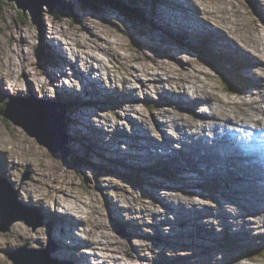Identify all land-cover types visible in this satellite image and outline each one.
Returning a JSON list of instances; mask_svg holds the SVG:
<instances>
[{
  "label": "rangeland",
  "instance_id": "374dc122",
  "mask_svg": "<svg viewBox=\"0 0 264 264\" xmlns=\"http://www.w3.org/2000/svg\"><path fill=\"white\" fill-rule=\"evenodd\" d=\"M69 1L79 11L81 16L79 18L75 16H71V17L61 16L60 18H58V15L54 13L56 12L55 9L57 7L53 9V14H48L47 12L43 11L41 15L43 23H41L42 27L40 28V34L38 28L31 22L30 18L27 17L25 14H23L22 11L19 10V8H17L14 2L4 0L5 3L0 4V79L1 78L4 79L3 93L27 100L24 101V104L26 106L32 105V103L29 102L28 99H36L38 100L39 104H46V103L52 104L58 98L60 99V96L65 99L71 98L73 100L74 97L71 94V92L68 91V89L71 88L75 92V94L78 95V91H76L78 87L74 85L75 77L73 76V74L75 73H72L70 67L66 66V73L62 74L61 76L62 79L61 80L58 79L56 73V78L58 81L53 80V82L50 84V81L53 79V75L49 67L46 68L43 66V60L38 56V45L42 42H45L46 48H47V44L50 43V45H48L51 47L49 49L51 50L49 51V53H58L57 51L54 52V49L52 48L54 46L58 48V45L55 44L58 42V40L59 41L61 40L63 42L71 41L73 43L70 44V46L68 47L63 46L64 47L63 53L66 54L68 60H73L72 58L73 55L72 53L69 52V50H73V51L82 50L86 52L88 50L89 54L95 56V58H97L95 54H97L99 58L105 56V59H109V60L111 59L114 60L116 57L117 61L119 62L118 69L120 71H125L127 65L129 67L136 68L137 70V72L135 73L136 76L134 74L131 73L130 74L134 79V78H139L138 74L141 73L139 79L149 84V90H151L149 91V97L145 99L141 95V92L137 90L136 91L137 98L134 102H125L119 106L116 104L118 98L114 97L111 98L109 102H111V100L112 101L114 100L115 104L98 100L99 102L97 103L98 104L97 106L99 108L96 107L95 109L92 108L91 102L96 100H91L88 102L89 107L92 111H95V115L99 116V118L91 116L93 123L98 126L103 124L102 126L105 130L102 129L99 130L100 131L99 132L94 128H91L92 124L91 125L88 124L86 125V127L84 126L82 130H80L83 131L82 133L71 134V138L73 139V142H71V149H73L74 151L77 152V154L82 156L85 155V150L82 148V143L80 142V140H82L85 145H92V147H94V145L88 139L86 138L81 139V138L84 135H90L92 137H94L95 135V137H97L98 132L102 135V137L99 138V140H96L97 145L94 153L89 154L87 156L89 162L95 167H102L104 165L112 167V163H109L107 157L104 154L101 157L100 151L102 149V146H106L103 141L104 140L103 134L106 135L105 133H108L109 138L107 137L105 140L107 141L113 140L114 143H116L121 139L126 140V138H128V140L130 141L134 140V137H130L129 135H126V131H128L131 124L128 119L122 118V116H124L125 113L124 110L125 108L132 107V105L143 107L145 110L144 114L152 117L153 120L157 123V126L160 127V121H162V118L156 113L155 109L153 110L147 109L144 105V101L157 100L158 93H167V94L174 93L179 97L178 92L174 91L171 88V86H174L176 84L175 78H178L179 77L178 75L181 73L182 75H180V77H186L188 75L193 74L194 77L197 78V76L195 75L196 74L199 75L201 81L209 84L208 88L210 90L213 89L214 92L221 94L220 96L224 98H233L235 96L249 97L250 95L249 92L235 94L234 96L229 95L228 91H226L225 88L221 86L220 80L213 72V70L209 69L206 66L205 62L200 60L198 56L196 57V55L189 54L186 51L175 50L171 45H169V43H165L164 41H158L157 39L155 40L154 37H148L146 31L144 30L143 24L137 23L135 21L129 22L127 20H124L117 15V12L115 10L111 8H104L100 13H94L91 10L83 8L79 0H69ZM124 1L127 2V0ZM197 1H200L201 3L203 2L200 6L204 12L201 11L199 15L201 20L204 21L207 25L215 28L217 26H221L222 23L223 27L225 29L226 28L231 29L234 32V35L239 40L242 41L245 40L251 43L253 40L254 42L257 43L259 42V44H257L258 46L264 44V24H258V18L256 14L253 12V9L251 7L252 5L249 3L248 0H243L244 7L240 3V0H197ZM138 2L140 1L138 0ZM153 3L154 5H152ZM253 3L256 9H258L260 13V17L264 18V12H262L264 11V0H253ZM156 4L158 3L154 2L153 0H146V1L144 0L143 3H140L142 7L145 6L146 8L147 6H151V7L153 6L152 8L155 7L154 8L155 11L165 12L166 9L164 10V7L155 6ZM147 9L149 10L150 7H147ZM147 9H145V11H147ZM261 12L263 13V16ZM203 14H205L208 18L210 17L213 21H216V23H213V21L212 22L206 21L207 19L203 17ZM167 15L170 16L169 13H167ZM152 17H156V15L154 16L151 15L148 18H152ZM156 18L160 19L159 15ZM157 22L159 23V21ZM150 32L153 35H156L154 34L153 31ZM156 32L158 33V35L166 36L164 34H161L159 31ZM205 35H207L211 39L209 34H205ZM223 36L227 38L226 37L227 35L223 34ZM230 37L231 35L229 34V38ZM148 38L154 39V41L149 40ZM189 38L191 39V35L189 36ZM224 46H228V45H224ZM229 46L233 48L236 45L229 44ZM166 49L169 50L167 51ZM252 49L254 53L252 52L251 54L256 55L255 49L254 48ZM114 52L116 53L115 54L116 56L113 55L112 57L111 53ZM216 58L218 57L216 56ZM81 63L82 62L80 60L76 61V65L79 64L82 70L88 68L87 66H84ZM86 63L87 64L91 63L95 66L100 64L97 63L96 60L93 62H89V63L86 62ZM162 63H164L163 67L170 68L171 71L170 72L160 71L159 74L161 75L163 79L162 81L164 82H167L166 79L168 77L171 78L170 80L171 85L169 87L168 83L165 84L162 83L163 88L159 90H155L156 88H158V85H156L157 83H155L154 81H158V80L157 77H150V75H152V73L153 74L156 73L154 70L149 68L150 71H148V75H147L146 67L147 66L158 67L157 64L161 65ZM139 65L142 66L138 68ZM55 68L56 66L54 67V69ZM251 68L253 69V73L255 72L256 75L259 74L260 71L259 64H254L251 66ZM142 69H144V71L140 72V70ZM44 72H48V79H47L48 83L44 87L45 89L43 88L44 90L40 93L41 80L42 78L45 79ZM55 72H57V69H55ZM74 72H77L76 68ZM98 73H99L98 71L94 72L93 76L95 75L98 76ZM93 78L95 77L91 76L90 79L89 78L87 79L90 82V80H92ZM110 79H112V75H110V78L103 80V84L105 85V87H107L106 91H108V94H110L112 89L120 90L119 87L120 82L114 83L111 80V84H115V86H110L108 84V80ZM123 79L128 80L129 78H123ZM61 87H64L65 90H61ZM55 93H57L58 97L57 95H55ZM81 94L90 96L89 92H86L84 89L82 90ZM228 104H231L236 107L243 106L242 103L234 104L232 103V101L231 103L229 102ZM166 107L171 108V106L168 104H166ZM174 107H176L177 110L181 111V113L185 116L186 113H188V112H184L179 105H175ZM78 110H76L75 112H77ZM82 110H86V108L82 107L81 111H78L76 115L77 117H80L81 119L84 120V122L87 123L88 120L85 117L83 118L81 116ZM129 111H130V115L133 118H139L140 116H142L141 113H136L132 110ZM194 112H196V110ZM190 114L192 115V112H190ZM194 115L196 119H199L200 115L198 116V118L196 114ZM71 117H72V112H71ZM259 117H262V114H259ZM168 122L169 119H167V123ZM75 123L77 124V121L74 120V122L70 125L71 127L70 132L73 129H75L74 126ZM117 124L124 131L123 132L120 131L119 133L115 132L111 135L110 132L111 126H117ZM137 127L135 130L139 128ZM87 129H90V131L92 132H88ZM140 131L141 130H139V132L137 131L138 134L142 133ZM129 132L132 133L131 131ZM92 133L94 134L92 135ZM151 133L153 135H157L158 137H160V135H162L163 133L165 134L167 133V136L169 137L172 134L174 135V131L169 127L165 129V132L160 129L151 128ZM175 143H177V141H174V144ZM124 147H126V145H124ZM0 149H1L0 151L1 163L3 162V154L6 151H9L10 157H12L10 159V163L12 165H18V169H19L18 177L20 181L18 182V179H14V183L16 184L15 187L18 188L17 197L15 196V194L9 193L10 198L13 201L15 200L16 205L18 206L17 198L20 199L21 196L22 199L24 198V201L34 202L32 204L40 205L42 206L43 209L47 208V211L49 210L52 211V206L48 204L46 201H44V198H40V197L44 196L43 194L47 193V191H49L50 187L53 185L60 187L65 186L64 191H62L60 195L58 194L57 196H55V198L57 197L59 199L60 198L72 199L74 200L73 203L81 207L82 211H85L89 215L94 216L92 220L88 223L85 231L83 230V226L80 223L73 227V233L77 237L82 239H86V235H88L90 238L98 242L100 246L105 245L108 249L113 247L111 243H114L116 246L121 247V249L116 251L113 248V251L110 254L119 257V260L116 263H114L111 260V262L108 264L137 263L136 257L135 256L130 257L129 254L141 249L145 241L148 243V247L152 251H155V252L148 251L149 258H152L153 256L159 262L163 260L165 253L173 257H176L178 255V258H183L189 255V253L194 252L193 254L198 255L199 257H204L207 254L208 255L218 254L219 256H223L224 259L220 264H234V262L251 264L250 259H248L251 256H257L262 260L260 263L264 264L263 262L264 256L258 255V253L252 249H250L248 255H244L243 257V256H235L234 255L235 251L233 247H229V245L228 247H225L224 245L210 247V248L203 247L214 243L216 237H219L220 239L223 240L224 232L221 230L223 226H225V228L229 233L231 232L235 233V232L229 229L227 226L228 222H226L224 219L220 217L206 216L204 218H208V219H205V221L203 222L198 221L201 215L203 214V212L200 211L203 209L202 205L205 202V200L203 201L202 199V197L204 196H202V194L199 191H201L204 194L207 193L208 191L203 189L201 186L199 190L198 188H196L197 185L192 184V180H189L187 177L185 178V184L181 180L178 181V183L167 182L165 181V178L161 177L162 181L164 182H162L163 184H160L161 186H158L154 183L155 178L151 175V173H144L142 174L143 180L149 181L150 184L148 186L147 183L145 182L144 188H138L136 186L131 185L124 178H122L120 175L115 173H111V172L96 173L90 167L75 168L69 163H67L66 166L63 164L64 160L61 157L60 151H58L57 153L54 152L52 153L53 154L52 155L51 152L48 151L45 147L39 145L34 138L28 136L27 133H25L21 127L13 125L9 120L5 119L1 113H0ZM106 150L108 152L107 154L108 157L114 159L116 158L114 154L109 153L108 149ZM129 150L133 154L144 152V150L137 148L135 142H129ZM221 150L226 151L228 153L231 149L230 146H227L226 148ZM137 160H138L137 162L138 164L140 159ZM141 164H143L142 161H140L139 165ZM191 165H192L191 163L189 164L182 163L181 168L186 169V171L183 172L182 169H175V170H179L178 171L179 173L184 174L185 172L188 171ZM126 166L127 167L125 169L130 170L132 165L126 164ZM164 166H168V165H164ZM149 167H153V165H150ZM49 171L51 172L49 175H47ZM206 171L209 174L207 175V177L211 182H206L205 184H216L219 187H222L217 183V181L220 180L213 178L210 173L214 175L217 174V176L224 175L223 178H225V174L227 173L226 166H223V168L220 170L212 168V169H206ZM221 171H223V173ZM155 173H157L156 170ZM22 174H24L25 176L23 177ZM46 175L49 181L45 179ZM157 177L159 176H156V178ZM53 180L54 182H51ZM21 184H25V185L19 187ZM234 184L238 185L237 182H234ZM162 186L165 188H163ZM25 187L29 189L28 192L24 191L23 188ZM34 190L39 191L38 192L39 194L36 193ZM226 191H228V189L224 188L225 195H226ZM186 194L194 195L196 202L197 203L200 202L202 203V205L195 204V207L197 209L191 215L193 219L187 218V222L179 225V233L181 234L178 238L180 240H174L176 239V236L174 235L175 231L170 230L168 227H166L167 224H164L162 226V223H160V219L166 217L167 215H171L172 220L176 221V223H174V226H176L179 220L176 219V217L178 218L181 216L182 218H184L188 216H183L181 213H179L181 212V210L175 212L176 214L172 213L171 210H169L170 212L166 213V211L163 209L162 204H160L157 201V198L155 196H158L162 200V202L167 201L170 204L178 206V200L180 198H182L185 201L187 198H190ZM226 197L228 198V196ZM1 202L3 201L1 200ZM110 202H114L118 206L111 207ZM233 203L234 202L231 199L227 205H233ZM43 204H45L46 206L44 207ZM123 204H125L126 213L125 212L122 213L123 211L119 210L121 209L120 207H122ZM234 205L237 206V204ZM37 209L39 210V208ZM56 212L60 213L63 211H61V207H57ZM254 215L258 216L257 214H247V216L249 217H254ZM125 219L127 223H130L129 228H128V224L123 222ZM249 221L254 226L252 230L254 231L256 237L258 236V234H260V232L264 231V224L259 225L253 220H249ZM209 222L213 223L215 227L209 226L208 225ZM17 223L29 229L30 232L28 234H32L34 235V237H39V235L42 234V230L38 229L37 226L35 227V226L27 225L25 222H23V220H18V219L10 220V218H8V221H4L3 227L0 225L1 229L4 230L3 232L0 231L1 246L5 247L8 244L14 243V237L11 236L10 234L15 233L14 229L17 230L21 229L16 226ZM34 223L38 225L37 221H34ZM40 227L43 228L47 236L46 239L42 241V247H44L48 239L47 227L44 225V223H42V226ZM37 229L39 231L38 234L36 233ZM27 232L28 231H26V233ZM241 232L243 233L244 239L246 240L251 239L247 231H241ZM19 234L23 235V232H19ZM214 236H216L215 239L209 242ZM163 237H167V239ZM51 239L53 240V243H55L52 237ZM24 240H26V238L22 237L18 242L15 243L20 244ZM257 240L258 238H256V240L248 247L257 244L256 242ZM38 241L40 242V247H41V241L39 238ZM191 242L201 244L202 246H194L193 249H191L188 247L192 244ZM33 244L39 245L38 243H33L29 239V247H32ZM168 244L170 245L168 246ZM8 248H3V250H0L1 264H15L10 260V258H7L6 255L4 254V250ZM57 249L58 246L56 247V250L54 252V257L60 261H64L71 264L69 261L58 258L56 256ZM76 253L83 255L82 252L79 251V249L73 251V255H76ZM83 253L89 256L91 261L97 260L95 262L97 263L102 261L103 257L105 255H108L107 253L110 252L108 250H103L101 252L95 249H90L89 251L88 249H84ZM101 254L103 255L101 256ZM141 255H144V253H141ZM233 256L236 257V259H234ZM130 259L132 260L130 261ZM32 261L33 260H31L30 258L26 259L27 263ZM80 262L86 263L84 261H80ZM142 263H145V261L144 260L141 261V264ZM28 264H32V263H28ZM182 264H187V263H182Z\"/></svg>",
  "mask_w": 264,
  "mask_h": 264
},
{
  "label": "bare ground",
  "instance_id": "6f19581e",
  "mask_svg": "<svg viewBox=\"0 0 264 264\" xmlns=\"http://www.w3.org/2000/svg\"><path fill=\"white\" fill-rule=\"evenodd\" d=\"M120 3H123V0H118ZM133 1H138V0H133ZM140 2L138 3H134V2H130L131 5H138L140 4L143 0H139ZM182 3H179L176 1V3H174L175 6L172 7L173 12L172 14H169L170 17L167 15V9L165 10V5H163L165 12H160V11H156V13L159 16L160 19L152 17L150 18V20H152L154 23H156L157 21H159V23H156V26L162 29L163 32H166L167 29L166 27H170L171 25H174V29L176 32H182V34L187 37L189 40L194 41L197 38V35L199 33L202 32H207L211 35V42H210V47L213 49H217V50H222L224 45H229V44H235V35L234 32L232 31V36L230 38H225L222 34V28L223 24L221 23V26H217L215 28L208 26L206 23H204L198 15L195 14V9L197 8V5L194 3V1H189V0H181ZM125 2V1H124ZM142 6V5H141ZM156 6H159V4H157ZM145 7V6H144ZM150 7V9L152 8L151 6H147ZM146 7V8H147ZM264 12V11H262ZM261 12L262 16L263 13ZM52 14H53V9H52ZM260 14V13H259ZM154 16V15H153ZM263 18V17H262ZM191 35V39L189 38V36ZM251 36V35H250ZM55 38V37H53ZM165 40L167 41L168 39L166 37H164ZM202 38V37H200ZM252 40V39H251ZM54 42V41H53ZM241 42L243 43V45L245 47H252L255 49V52L258 51V54L261 56V59L264 60V55H263V50H264V44L261 46H258L257 44H259V42H254L252 40L251 42L245 41V40H241ZM55 43V42H54ZM56 45H58L57 47H52L54 49V52L57 50L59 53V56H61V50H63V47H59V44H61L62 46H70V44H73L71 41H59L57 43H55ZM75 45V44H74ZM236 45V44H235ZM76 47V46H75ZM211 48H209V52L213 54V56L216 58V54L214 51L211 50ZM87 49V47H86ZM70 53H72L73 58L76 56V50H69ZM86 52V51H85ZM84 52V58L83 60L85 62H93V61H98V57L97 54H95L97 58H95V56H92L89 54L88 50L85 54ZM205 52L207 54L208 51L205 50ZM56 53V54H58ZM53 54V55H52ZM50 55H52L53 57L56 56L55 53H52ZM112 55H115L116 53H111ZM210 55V54H209ZM216 55V56H215ZM232 55L240 61H245L248 60L249 57L246 54V51L243 48H238V47H233L232 48ZM116 56V55H115ZM62 57V56H61ZM61 57H56V59H60ZM212 57V59L216 62H218L219 64H221L219 62L218 58H214ZM54 60V67L57 65V60ZM117 59V58H116ZM128 63V62H127ZM186 63V62H185ZM189 64V63H188ZM164 63H162L161 65L157 64L158 67H149L147 66V75H148V71L149 68L154 70L156 74L150 75V77H157V80L162 83V77L159 74L160 71L163 72H170V68L167 67H163ZM142 65H139V67H141ZM191 67V66H190ZM238 67V74H241L242 76L244 75V77L242 78V80L244 81L245 85L247 87H249V74L245 71V69H241V66H237ZM264 67V65H260V68ZM98 70L100 72V75L97 76L95 75V78H93L92 80H90V82L88 81L87 78L90 79V77L92 75H88L89 77H86L87 75H83L86 79L85 82L82 83L81 85L84 86V89L86 92L98 95L99 97L97 98V96H88V95H82L80 93H78V95L75 94V92L70 88L68 90H70L71 92H73V94L76 96V98H74L66 107V111L65 109H63V105H61V108L68 114L69 116V130L68 132L70 134H79L82 133L83 131H80L83 129V127L86 125H91L92 127L99 131L101 129H103V126L100 125H96L93 123V120L91 118V114H88L87 109L86 110H82V117L86 118L88 120V122H84L83 119H81L80 117H77L76 113L78 111H81V108L84 107L82 105L84 100H93V98H96V100H104V101H110L111 98L117 97V105H122L125 102H134L137 98L136 95V91L139 90L141 92V95L146 99L149 97V90H148V86L147 83L145 81H141L139 78L141 76V73H139V78H132L131 74H134L136 76V68L133 67H129L128 65L125 68V71H123V77L120 80H116L115 83L120 82V90H116L114 89L113 92L109 95H107L106 97H101L105 94L107 88L105 86H103V77L107 75H109L110 71L106 68L103 69H97V67H92V69H88V71H96ZM244 70V71H243ZM144 69L140 70V72H143ZM131 73V74H130ZM48 74V72H44V75ZM59 73H57V77L58 79H62V75H58ZM181 74H179L178 78H175L176 80V84L174 86H171V88L178 92L179 97L177 102L181 105L182 110L184 112H188L187 108L185 107L186 105H190L193 108H195L196 105L194 104H190L191 102L196 101L197 104L199 103H203L205 105H207L210 108V112H209V116L205 115L202 119H196L194 113L188 114L186 113V116L183 115L181 113V111L177 110L176 108H172V105L177 104L176 99H175V94H171V100H165L164 104H168L171 106V108H168L166 106L159 108L156 107L155 111L156 113L162 118V123L160 122V127L157 126V123L153 120L152 117L145 115L144 112V108L141 106H135L132 105V107H128L125 108V113L124 116H122V118L124 119H128L130 121L131 126L129 127L128 131H131L133 133V135H131L130 137H134L137 133V138L135 139L134 137V142H136V144L140 147L146 148L148 152H143L140 154V160L142 161L143 164L145 163V159L149 158V157H154L155 159H166V160H171L173 163H175L176 166L181 167L182 163L184 160H187L188 162L191 160H194L199 154V149H204L205 151H207L208 153H210L209 155H207L206 157H200L202 158L201 160L203 162H205L209 167H214L217 170H220L223 168V166H227L228 168H230V175H228V177L226 178L227 180H232V179H236L241 181L244 178L245 174H249L251 175V177L255 180L258 177H261L264 180V158H261L260 160L254 159L251 160V155L248 156V159H242L239 157V153H238V157H233L232 156V150L229 151L226 155V157L224 156H220V154L218 153V151H214L213 147H216V144H224L227 142L224 134L219 131V128H221L224 123H222L225 120H229L232 119L234 117L247 121L249 119V117L256 115L258 116L264 109V83H258V90L256 92V95L254 97H252L250 100L245 101V96H240V97H233V98H224L222 96H220L221 94L214 92V90H210L208 88L209 84L204 83L203 81L200 80V76L199 75H195L197 76L194 77V75H188L186 77H180ZM36 76V75H35ZM113 76V75H112ZM123 78H129L128 80H125ZM98 80L95 83V80ZM171 80V78H167L166 81L167 83H169ZM253 82V81H252ZM48 81L47 79H43L41 80V86L40 88L43 89L46 85H47ZM145 84V86H144ZM256 84V79L254 80V85ZM40 85V84H39ZM253 85V86H254ZM260 85V86H259ZM262 85V86H261ZM61 90H64V87H61ZM183 91H189V93H182ZM181 94V95H180ZM229 95H231L228 92ZM168 98H170V96L167 94L166 95ZM232 96V95H231ZM58 97V96H57ZM100 98V99H99ZM234 104H241L243 106L241 107H236L233 106L231 104H228L229 102ZM255 104V105H253ZM130 108V109H129ZM200 108V106H199ZM79 109V110H78ZM76 110H78L77 112H75ZM132 110L136 113H141L142 116H140L139 118H133L130 115V111ZM71 112H72V117H71ZM18 115V114H16ZM167 119H169V122L167 123ZM75 121H77V124L75 123V129H73L71 132V127L70 125ZM234 122H237L238 124L240 122H238L237 120L233 119ZM258 122H241L240 124L246 127L249 126H254L255 129H258L261 125L262 122H259L260 120H262V118L257 117ZM108 121V119H107ZM142 121V122H141ZM264 125V124H263ZM142 128L143 130H141L140 132H142L141 134H138V127ZM136 127L138 128L137 130ZM168 127H170L173 131H174V135L176 138V141L178 142V144H174L173 140L170 141L168 140V138L166 137V134L163 133L162 135H160L159 138L162 137V139H158L157 135H153L151 133V128L154 129H160L162 131L165 132V129H167ZM101 128V129H99ZM233 131H236L238 133H240V130H236L234 128H230ZM88 132H92L90 131V129H87ZM123 132L124 130L117 124L116 128H112L111 129V133L112 132ZM134 131V132H133ZM94 133H92L93 135ZM103 134V133H102ZM106 135L103 134L104 136V140L108 137L109 138V134L105 133ZM214 135V136H213ZM259 135V134H257ZM95 137V135H94ZM102 135L98 132V136L95 137V141L99 140V138H101ZM221 137V138H220ZM257 140H264L263 137L261 136H256L255 137ZM203 139H206L205 141V145H209L208 147L205 146L203 144ZM242 139H246L245 137H242ZM136 140V141H135ZM253 140V139H252ZM110 141V140H109ZM126 141H130L128 140V138H126ZM190 143H189V142ZM108 142V141H106ZM123 144H126V142L122 141ZM160 143L163 144L165 147L163 149L160 148ZM193 146V147H192ZM149 147H152V149L149 150ZM153 147H158L155 148ZM60 150V149H59ZM187 151L192 152V153H196L193 156H191L190 154H188ZM247 150V149H246ZM63 149L60 150V152H62ZM109 153H112L116 156V158H110L108 157V152L105 151L103 154L107 157L109 163H112V165H115L116 162H128L130 164H132L131 166V170L133 171V168H136L135 165H138L137 162L133 161L132 159L134 157H132V154L130 153L128 147H124V146H119V147H114L112 149H108ZM126 151V152H124ZM58 152V151H57ZM140 163V162H139ZM43 164V163H42ZM5 162L2 163L1 167L2 170L5 167ZM43 166V165H42ZM47 166V165H46ZM147 168H151L149 167L150 165L146 164ZM47 168V167H46ZM47 171V170H46ZM10 175H12V171H8ZM45 172V171H44ZM223 173V171H221ZM204 174L209 175L208 173L205 172V169H199V175L202 176ZM186 176L188 177V179L190 180V176L187 173ZM217 176V174H216ZM203 178H206V176H203ZM223 177H216L217 180H221ZM264 182V181H263ZM154 183L158 186H161L158 181H154ZM245 181L241 182V191H254V192H260L263 189V185H252V186H247L244 185ZM25 184H21L19 187H22ZM65 187V186H64ZM64 187H60V186H51L50 190L47 191V193H44L42 197L40 198H44V201H46L48 204H50L52 206V211L49 210L47 211L46 209H43L44 213L50 217V220L53 221V218H56L58 220L61 221H69L73 224H77L81 221V219H83V213L84 211L81 210V207L77 206L76 204L73 203L74 200L72 199H67V198H55V196H57L58 194L60 195V193L62 191H64ZM68 187V186H67ZM163 187V186H162ZM37 188V187H36ZM69 188V187H68ZM165 188V187H163ZM25 192H28L29 189L27 187L23 188ZM72 190V188H71ZM36 193H38L39 191L34 190ZM76 192V191H75ZM74 193V192H73ZM39 194V193H38ZM55 194V195H54ZM75 194V193H74ZM76 195V194H75ZM187 196H189L190 198H187L186 201L183 200L182 198H180L178 200V206L177 205H173L170 204L167 201H163L164 204V210L166 211L167 209H170L172 211V213L178 212L179 210H181V213L183 216H188V217H184L182 218L180 215V217H176V219H179L177 222V225L174 226V223H176L175 220H172V216L171 215H167L164 218L160 219V223H162V226L164 224H167L166 227H168L170 230L175 231L174 235L176 236V240H180L178 237L180 236L181 233H179V225L180 224H184L185 222H187V218L191 219L193 218L191 215L193 212L196 211V207L195 204L199 205L200 202H196V199L194 198V195H189L186 194ZM78 196V195H77ZM182 196V194H181ZM5 197V196H2ZM1 197V198H2ZM79 197V196H78ZM157 198V201L160 203H163L162 200L158 197L155 196ZM10 198V196H9ZM183 201V202H181ZM262 202L263 204L258 205V204H253L250 200V198L248 200H246L244 202V211L246 212H255L258 213V223L260 222H264V219L261 217L264 215V197H262ZM12 203H14V205H16L15 200H12ZM30 204L34 203V202H28ZM61 205L63 208H65L66 210L64 211H68L70 212L73 216H64L61 214H57L55 212L56 206L57 205ZM44 207L46 206L45 204H43ZM111 206H118L116 203L114 202H110ZM17 206V205H16ZM16 206H13L14 208ZM50 206V207H51ZM5 208L9 209V205L5 204L4 205ZM123 207H125V204H123ZM121 208V207H120ZM213 208H209L208 207V211H205V214L207 213H213L212 212ZM231 211H233V214H237V215H241L240 211L236 208H232V210H222V213L228 217V218H233L234 222L233 224L239 225L240 227H238L241 231H247L250 235V240H246L244 239V236L242 235L243 233H240L241 231L239 229H237V231H234L235 233H229L227 231V229L225 228V226H223V228L221 229L224 233H223V239L224 241H229L233 244H236L237 246H240L241 250H244V245H247L250 243L251 240L254 239V235L253 232L251 231L252 225L250 224L249 218H246L244 216H242L240 219H236L233 215H230L229 213H231ZM53 213H54V217H53ZM242 213V212H241ZM163 214V213H162ZM176 214V213H175ZM178 216V215H177ZM125 223L126 219L123 221ZM53 224H56L54 226H57L58 222H54ZM128 224V228L130 223ZM63 225H68L67 222L63 223ZM213 226H215L214 224H212ZM17 227L21 228L20 230L14 229V232L17 234V236L20 237H25L26 238V245L29 246V239L33 242V243H38L40 244V242L38 241L39 237H34V235L32 234H28L30 232L29 229L25 228L24 226L20 225L19 223L16 224ZM250 229V230H248ZM26 231H28L26 233ZM131 231V230H130ZM19 232H23L22 234H19ZM34 233V232H33ZM36 233L38 234L39 231L37 229ZM227 233V234H225ZM32 237V238H31ZM58 240L60 241L64 252L69 255L72 259V261L76 264H83L80 261H84L86 263H90V257L85 255L83 252L82 254L84 256H80L79 254H77V256L74 257V255H71V253H69L65 247L63 242L60 240L59 237H57ZM167 239V237H165ZM186 239V238H184ZM169 240V238H168ZM75 242L78 243L76 245H80V243H83L84 241L79 239V238H75ZM112 244V248L108 249L105 245L104 246H100V244L98 242L93 243V248L95 250H99V251H103V250H108L110 253H107L108 255H105L103 257V260L100 262L95 263L97 260L94 261V264H108L111 262V260L116 263L119 260V257H116L114 255H110L111 252L113 251V248L116 250L121 249L120 246H116L114 243ZM187 244V243H185ZM81 251V249H79ZM149 251V252H155L152 251L149 247H148V243L145 241L143 244V250L141 251V253H144V251ZM120 253V252H119ZM140 253V254H141ZM103 254H101L102 256ZM165 258L172 260L173 256H169L167 255V253H165ZM18 261H15V264H22L23 262V255H20ZM250 261L251 264H261L260 262L262 261L260 258L258 257H250ZM264 262V261H263ZM145 264V263H142Z\"/></svg>",
  "mask_w": 264,
  "mask_h": 264
},
{
  "label": "water",
  "instance_id": "95a60500",
  "mask_svg": "<svg viewBox=\"0 0 264 264\" xmlns=\"http://www.w3.org/2000/svg\"><path fill=\"white\" fill-rule=\"evenodd\" d=\"M15 1L16 6L30 18L31 22L38 27L43 22L42 12L52 13L55 7L64 9V3L67 0H7ZM69 1V0H68ZM84 6H88L89 0H81ZM4 4L5 2L1 0ZM71 3V2H70ZM74 7V6H73ZM47 10V11H46ZM77 18L81 15L74 7ZM18 114V115H16ZM3 115L8 118L12 124L21 127L28 136L34 138L39 145L45 147L48 151L54 153L60 151L63 159L67 156V135L65 128L64 117L56 110L55 107L46 105L32 106L16 105L15 103H8ZM60 149V150H59ZM3 205L5 203L3 202ZM5 212L2 205H0V219H4ZM14 219H22L21 217H14ZM23 264V263H22Z\"/></svg>",
  "mask_w": 264,
  "mask_h": 264
},
{
  "label": "trees",
  "instance_id": "16d2710c",
  "mask_svg": "<svg viewBox=\"0 0 264 264\" xmlns=\"http://www.w3.org/2000/svg\"><path fill=\"white\" fill-rule=\"evenodd\" d=\"M4 1V0H3ZM113 2H116V1H111V0H90V2H89V4H88V7L89 8H91V9H98V10H101V9H104V8H106V7H110V8H115V9H117L119 12H121V14L122 15H124V16H129V18H130V16L132 15V13H130L127 9H124V7H122L120 4H116V3H113ZM0 4H2V2H1V0H0ZM66 5V4H65ZM3 6V5H2ZM73 5L72 4H67L66 5V7H65V9H61V8H58V9H56L55 11L56 12H54L56 15H58V17H60V16H67V17H71L72 16V14L70 13L72 10H73ZM134 13L137 15V16H140L141 17V15L139 14L140 12L139 11H135L134 10ZM258 19H259V17H258ZM259 22H261V20L259 19ZM198 55V58L200 59V60H202L203 62H205L207 65H209L213 70H214V72L218 75V76H220L221 75V73L218 71V68L217 67H215L214 65H212L210 62H208V61H206L205 59V56H203V54L201 55V54H197ZM225 83V87H226V89L229 91V83L230 82H228L227 80H223ZM7 99V97H4V101L3 102H0V113L3 115V112H4V110H5V108H6V102H5V100ZM66 106H64L63 105V109H65L66 110ZM60 109L62 110V111H64L62 108H61V106H60ZM5 118V117H4ZM5 119H7V120H9L8 118H5ZM10 121V120H9ZM11 122V121H10ZM12 123V122H11ZM71 162L72 163H76V164H78V163H80V160L79 159H75V157H73L72 159H71Z\"/></svg>",
  "mask_w": 264,
  "mask_h": 264
}]
</instances>
